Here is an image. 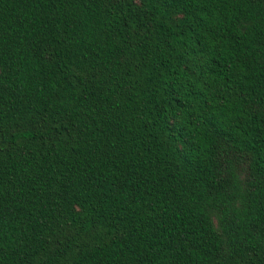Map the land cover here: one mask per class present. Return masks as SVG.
Segmentation results:
<instances>
[{"label": "trees", "instance_id": "trees-1", "mask_svg": "<svg viewBox=\"0 0 264 264\" xmlns=\"http://www.w3.org/2000/svg\"><path fill=\"white\" fill-rule=\"evenodd\" d=\"M0 264H264V0H0Z\"/></svg>", "mask_w": 264, "mask_h": 264}]
</instances>
